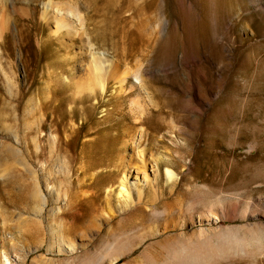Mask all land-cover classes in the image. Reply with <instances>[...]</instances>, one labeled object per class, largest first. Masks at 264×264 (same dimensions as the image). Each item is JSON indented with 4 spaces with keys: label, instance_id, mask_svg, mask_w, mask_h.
<instances>
[{
    "label": "rangeland",
    "instance_id": "374dc122",
    "mask_svg": "<svg viewBox=\"0 0 264 264\" xmlns=\"http://www.w3.org/2000/svg\"><path fill=\"white\" fill-rule=\"evenodd\" d=\"M8 1L0 264H264V0H57L85 20L75 35L45 24L47 0ZM103 53L99 72L93 66ZM140 67L154 95L142 91ZM49 85L39 155L35 99ZM52 136L54 156L69 162L58 176L62 190L78 194L57 216L37 213L42 202L18 163L42 178ZM138 140L145 151L134 147ZM165 147L172 153L162 173L179 174L176 188L161 174L143 191L153 196L120 212L124 170L141 167L138 152ZM45 194L46 211L66 205ZM61 238L75 244L73 254Z\"/></svg>",
    "mask_w": 264,
    "mask_h": 264
},
{
    "label": "bare ground",
    "instance_id": "6f19581e",
    "mask_svg": "<svg viewBox=\"0 0 264 264\" xmlns=\"http://www.w3.org/2000/svg\"><path fill=\"white\" fill-rule=\"evenodd\" d=\"M68 2L69 1L63 2V1H57V0H47V1L41 2V4L43 5L42 6L43 7V15H42L43 21L46 22L45 24L51 25V26L53 25L55 29L61 31V32L58 31L59 34L62 33V31L64 32L67 31L68 35L71 33L74 34L76 33L79 27H81L82 29H86V26H85L86 22L82 18L80 12L78 11L77 8L73 6V4L71 5ZM23 10H27V12H29L28 9H23ZM9 12H10L9 9L7 10L6 0H0V69H3L4 61L6 60L3 55L4 53L3 43L6 40L7 31L9 33V30H8L9 25H10L9 22L13 19V18L11 19L12 15L10 16L11 12L10 13ZM23 12H26V11H23ZM65 33L63 35H65ZM105 54L106 53L101 54V63H96V65L93 66L99 72H100V68H101V71H103L104 62L102 60H104L103 58ZM109 65H111L110 62H109ZM104 70H106V67L104 68ZM136 70H135L136 71L135 75L138 77V79L141 82L140 87L142 88V91L145 90L147 94H149V91H150L151 95H154L155 92L153 91L151 85L146 80L147 78L144 76L145 75L144 69L140 67ZM102 73L104 72H101V74ZM124 73H125V70H124ZM99 75L100 74H98V76ZM130 76L132 75H129L128 77ZM96 78H97V75H96ZM101 79L103 78H100V79L98 78V80H101ZM123 79L129 80L127 78H123ZM52 87L53 86L49 85V87L46 86V88L41 89L35 99L36 111H37V114H40L41 118L37 122L39 131L37 132V136L33 139L34 140L33 143H35L36 150L39 153V155H42L45 149V147L42 144L41 128L43 127L42 121H43V118H45L46 114L43 111L42 107L44 105L46 107L48 106V104L53 102L52 93H51ZM79 90L80 89H78V93H79ZM41 92H43L44 94L41 95ZM138 131L141 134L143 129H138ZM28 133L26 134L27 139L29 137ZM155 137L156 136H154V138ZM49 139H50L49 140V148H50L49 154H50V159L52 160V163H51V167L49 171L47 172V174H44V173L42 174V178L39 173L33 170V168L31 167L28 161L21 158L18 160V163L21 166V168H23L29 174H31V177L34 182V186L36 188L35 197L38 199L39 203L42 202V205H39V208L37 209V213L43 214L45 211V212H48L49 215L53 214L57 216L61 214L62 212L67 211L69 208L73 207L78 202V197H77L78 194H73V193L70 194L68 192H63L62 182L58 180V176L61 174H64V172L65 173L70 172L69 162L67 161V159H65L62 156L60 152H58L57 155L54 156V154L56 153V150L59 149L57 137L52 136V137H49ZM128 144L129 142H126V144L124 143V149H127ZM26 146L27 148L30 147L29 139L26 142ZM134 147H137V148L141 147L143 151H145L142 141H139V140L136 141L134 143ZM9 149H10V153L15 151V149L11 146H9ZM143 151L138 152V157H139L138 160L140 159L141 167L139 164H136L135 166H131L134 168H129L127 170H124V173L120 179V184L116 185L119 189L117 193L118 194V205L117 206L120 209V212L122 209L126 210V209L135 208L138 202H141L143 199H146L148 195L149 196L152 195V191H150L148 194L143 193V191L146 189L152 188L153 182L157 185L160 182L161 174L165 176V180H166L165 185L167 188L175 189L176 186L178 185L179 174L173 168L167 167L165 171L162 173V165H164L165 162L168 160V157L166 155L170 156V154L172 153L171 149L165 147L164 152H161L160 150L156 152H143ZM126 159H127L126 156L123 157V160L121 163L126 161ZM0 162H1V158H0ZM40 163H41L43 170L45 168H48L49 166L48 161H43ZM62 163H64V167H62ZM80 168L84 169L83 164L80 165ZM131 172H134V173H131ZM52 176H55L57 179L56 182L54 183H51L50 181V178ZM143 186H146V187L142 188ZM112 187L114 188L115 186H112ZM45 189L47 193L50 194L53 203H64L66 205L64 207H60V206L52 207L51 209L46 211L49 201L46 198ZM110 192H114V190L112 189ZM166 205L167 204H165V206ZM62 223L63 224L60 225V231L64 232L66 228V223H64V221ZM59 243H62L60 247H65L64 252L66 254H73L76 251L74 243H70L68 246L65 244L66 242L63 238L60 239Z\"/></svg>",
    "mask_w": 264,
    "mask_h": 264
}]
</instances>
